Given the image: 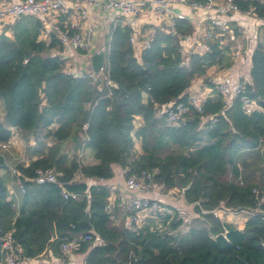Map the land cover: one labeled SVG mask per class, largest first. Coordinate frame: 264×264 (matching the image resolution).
Segmentation results:
<instances>
[{
  "label": "trees",
  "instance_id": "16d2710c",
  "mask_svg": "<svg viewBox=\"0 0 264 264\" xmlns=\"http://www.w3.org/2000/svg\"><path fill=\"white\" fill-rule=\"evenodd\" d=\"M237 3L242 10L250 4ZM251 5L264 18V7L256 2ZM41 27L34 17H22L0 32V141H8L15 128L39 142L28 148L36 159L15 167L29 178L39 168H54L63 173L60 181L65 183L78 172L82 178L110 180L114 166L126 170L124 179L156 169L154 180L166 188L184 189L185 203L207 227L193 226L179 233L184 220L169 206L172 216L165 214L158 217L159 223L149 219L140 228L129 229L110 218L111 214L120 217V208L106 212L107 186L74 180L65 188L78 193L77 200L62 198L60 187L54 184L24 183L26 192L16 210L8 187L13 178L0 156V234L15 229L20 258H40L48 248L61 256L62 241L94 236V232L102 243L92 247L90 241L82 240L75 251L86 254L84 264H264L260 214L249 216L242 230L214 215L216 210L257 211L262 207L251 194L256 183L240 184L238 162L240 156L260 147L264 162V112L245 114L239 97L224 107L216 94L207 99L202 113L191 110L177 124L156 115L163 104L185 100L181 97L193 80L204 76L208 68H228V56L214 45L211 52L190 54L185 60L178 38L156 30L150 48L138 57L128 42L131 27L118 24L110 32L108 66L102 75L116 85L111 87L104 79L94 83L90 75L74 78L66 74L64 60L52 54L61 50L58 41L54 36L48 42L41 40ZM192 30L189 21L176 26L178 34ZM242 94L256 99L264 109L261 43L253 50L250 79ZM207 115H216L217 123L202 124ZM135 116L142 119L136 130ZM42 139L52 144L46 147ZM70 139L75 149L82 142L89 147L97 163L82 165L76 156L63 152L62 145ZM134 139L141 142V153L135 158Z\"/></svg>",
  "mask_w": 264,
  "mask_h": 264
},
{
  "label": "built area",
  "instance_id": "2783aa9c",
  "mask_svg": "<svg viewBox=\"0 0 264 264\" xmlns=\"http://www.w3.org/2000/svg\"><path fill=\"white\" fill-rule=\"evenodd\" d=\"M237 1L250 3L248 9L242 10ZM69 2H71L70 6H68ZM252 2L259 3L264 7V0H0V32H3L4 26L11 25L17 19L34 17L42 26L40 29L41 40L49 41L51 36H54L58 41L61 50L56 54L64 60V72L74 78L84 77L85 71L82 72L77 67L68 64V61L75 52H89L88 35L77 32L76 24L63 18L75 13L79 15L80 19H86L90 12L96 8L100 9L105 16L109 11L110 13L117 11L122 16L113 20L108 33V41L112 27L118 24L130 26L128 42L138 57L142 51L150 48L154 32L160 30L178 38L179 50L185 60L190 54L203 56L211 52L212 47L216 45L221 53L229 58L230 66L225 69H231L239 60H242L245 48L243 49L240 37L246 34L245 30L249 34L247 38L250 45L254 48L258 43L264 45V18L257 15L255 8L251 5ZM180 21H189L193 29L192 32L178 34L176 26ZM255 21H257L256 24H254ZM107 48L106 45V48L101 49L107 58H105L106 69L108 66ZM252 53L249 56V69H251ZM196 80H199V77L193 80L191 86L181 97L185 100L163 104L158 107L156 115L163 116L168 124H177L184 120L191 110L202 113L207 99L216 94L221 96L224 107H229L232 101L239 97L242 111L245 114H251L254 111L264 112L256 99L242 94L246 81L244 79L235 80L231 71L221 74L217 81L211 83L212 86L205 85L203 80ZM105 85L112 87L111 81L108 79H105ZM201 121L202 124L206 123L212 126L217 123L218 118L216 115H207ZM85 128L86 126H84ZM20 137V132L11 128L9 140L0 141V156L4 157L5 166L13 178L12 184L9 185V193L15 202V209L18 210L19 198L26 192L24 186L26 182L35 185H57L60 187L62 198L75 200L80 195L69 192L65 188L66 184H70L73 180L81 182L85 179L84 183L91 186L89 184L91 179L82 178L80 172L75 175L72 181L61 182L63 173L54 168H39L34 172L33 177H24L15 165H11L8 161L9 145L17 142ZM82 150L83 146L78 154L77 162L79 164ZM157 172L156 169H153L133 173L125 179L121 190L117 191L116 187L109 188L110 195L114 192L117 193L115 200L119 202L121 214L125 217V227L136 230L149 219H154L156 223H159L158 217L165 214L172 215L171 210L164 204L163 198H172L175 193L183 197L184 189L166 188L156 182L153 176ZM143 194L150 196L144 197ZM251 194L259 200L261 209L240 211H244L248 216L258 213L264 219V181L261 185L255 186L251 190ZM110 198H108L105 210L111 214L114 202L111 203ZM221 212L223 214L232 213L216 210L214 215L219 217ZM110 218L114 221L113 214ZM158 228L160 227L158 226ZM14 233L15 229L12 227L3 235L0 234V264H39L42 255L46 252L40 258L21 259ZM93 235L87 234L62 241L59 244L60 254L71 256L75 253L78 242L82 240L90 241L92 247L102 243V239L98 235L94 232ZM49 253L51 254V251Z\"/></svg>",
  "mask_w": 264,
  "mask_h": 264
},
{
  "label": "crops",
  "instance_id": "0c3cea01",
  "mask_svg": "<svg viewBox=\"0 0 264 264\" xmlns=\"http://www.w3.org/2000/svg\"><path fill=\"white\" fill-rule=\"evenodd\" d=\"M70 5H71V2L68 3V6H70ZM108 13H110V11ZM107 14L105 16V14L100 9L96 8V9L92 10V12H90L88 18H86V19H80L79 15H77L75 13L74 14H70L69 16H66L65 18H63L65 20H67L68 22H72L73 24H76L75 29H76L77 32H80L82 34L88 35V42L90 43L89 52H83V53L75 52V53H73V57H72L74 59V61L72 63L73 66L77 67L82 72H84V71L88 72L90 55L92 53H95V52L101 50V49H104L105 46L107 45V43H108V33L110 31L109 29L111 27V24H112L113 20L115 18H117V17L122 16L117 11H113L112 13H110L108 15ZM6 27L7 26H4L3 31H4V29H6ZM6 33H8V32H6ZM244 33H246L245 35L249 36L247 30H245ZM44 41L48 42L47 39H44ZM245 41H248V43H249V39L246 38L244 41H242L243 49L245 48ZM252 50H254V47H253ZM52 52H53V54H55V53H58L59 51L56 49V50H53ZM251 52H253V51H251ZM251 52L246 54L245 57H242V60L241 61L239 60V62L234 67H232L231 69H225V68H222V67H219V66H212V67L208 68L207 71H206V74L204 76H202L201 78L199 77V80H203V82L207 81V82L213 83V81H217L219 79V76L221 74H225V73L231 71V73L233 75V78L235 80L236 79H240V80L244 79L245 81L248 82L249 79H250V69L248 68V63H249V56H250ZM81 58L82 59L87 58V67H86V63L83 64V65L80 64ZM75 59H76V61H75ZM77 60L78 61L80 60L78 62V65H77ZM68 64H69V61H68ZM89 75H91V73ZM96 76L100 77L102 75L98 74ZM103 79H104V77H102V80ZM199 80H196V81H199ZM104 84H105V79H104ZM205 85H206V83H205ZM146 97H147V95L143 94V99L144 100H146ZM141 125H142L141 117L140 116H135V118H134V130H136ZM20 136H23V134L21 132H20ZM28 139L29 140L31 139L30 141L28 140V143H29L28 148H35L39 144V142L37 140H35L32 136L28 137ZM40 141H42V142L44 141L46 147H48V146H50L52 144L49 141V139H47V140L42 139ZM263 143H264V141H263ZM84 148L85 147H83V149ZM135 149L136 148L134 146L133 152H135ZM62 151L65 152V153H68L69 157L76 156L77 157L76 159H78V155H76L73 150H68L67 148L63 149V145H62ZM256 151L258 153L259 158H258V160L255 161V163L253 162V164L255 165L254 168H260V170H261V172L263 174V175H261L262 178H254V180L253 179L248 180L246 177H244V181H245V183L254 182V183H256L257 186H259V185L262 184V182L264 180V162H262L261 159H260V156H261V153H262V147H260ZM82 152H83V150H82ZM87 152H89L88 159H87V156H86V158H85V160L83 162V158L82 157H84V155L86 154V152H84V155L81 154V156H80V164L86 165V166L87 165L96 164L97 161L94 159V157L92 155L93 151H91L90 148H89V151H87ZM252 152H255V151H252ZM138 154H140L139 151H138ZM244 155H246V153L243 154L242 156H244ZM36 157H37L36 155H27L26 159H24V158L20 159L21 164H24V165L27 166V165H29V163L31 161L35 160ZM81 158H82V161H81ZM245 159L246 158H244V159L240 158L238 163H242V165H245V163L247 164V161L244 162ZM248 164H249V162H248ZM238 167L240 169V164H238ZM113 170H114V176H113L112 179H110V180H94V179L92 180L91 179L89 184L107 186L108 188L116 187L117 191L121 190L123 188L124 182H125V179H124V176H123L124 170H122L121 168L116 167V166L113 167ZM241 172H242V170H241ZM241 179H242V177H241ZM242 181H243V179H242ZM81 182H86V180L85 179L81 180ZM8 187H9V184H8ZM116 194L117 193L114 192L112 195H110L112 197L111 198L109 197L110 200H111V203L114 202L113 203V209L114 208H120L119 207V202L115 200V198H117ZM174 195L175 196L172 197V198L164 197L163 198L164 204L167 207L171 206V207L175 208L177 210V214H179V212L181 211L182 213L190 216V218L196 219L195 215L193 214V209H192L191 205L186 204L184 199H183V197H180L179 194L175 193ZM143 196L144 197L145 196L148 197L150 195L149 194H143ZM21 200H22V198H19V205L21 203ZM171 212H172V210H171ZM120 214H121V211H120ZM172 214H173V212H172ZM219 217H220L222 222L232 224L238 230H242L244 228L245 222H246V220H247V218L249 216L244 211H240V212H232V213H224V214L221 212ZM183 220H185V219H183ZM113 222L115 224H120V223L124 224L125 217L123 215H120V217L119 216H116V217L114 216V221ZM183 222H185V221H183ZM182 225H183V223H182ZM48 250H50L51 254L53 256H55L53 254L51 248L46 249L45 252H48ZM61 256L58 255V256H55V257H61ZM85 256H86V254H75V255L70 256L69 258H64L62 256L63 257L62 260L60 259V261H56V262L54 260L47 261L45 259L46 258V256H45L44 259L43 258L40 259L39 264H84ZM64 259H66V260H64Z\"/></svg>",
  "mask_w": 264,
  "mask_h": 264
},
{
  "label": "rangeland",
  "instance_id": "374dc122",
  "mask_svg": "<svg viewBox=\"0 0 264 264\" xmlns=\"http://www.w3.org/2000/svg\"><path fill=\"white\" fill-rule=\"evenodd\" d=\"M256 23H257V21H255L254 24H256ZM246 38H247V35L240 37V40L241 41H244ZM252 49H253V47L248 43V41H245V50L243 51V54H242L243 57H245L246 54L250 53L252 51ZM52 54H53V52H52ZM69 61H70L69 64L70 65H73L72 63H73L74 59L72 57L69 59ZM75 61H76V59H75ZM79 61L77 60V65H78V62ZM85 63H86V67H87V58H85V59H82L81 58L80 64L83 65ZM91 75L93 76V82L94 83H100V80H102V76L97 77L96 75H93L92 73H91ZM98 86L100 88H102L103 87V84H99ZM0 117H2V104H1V102H0ZM28 137H30V136L23 135V136H21L17 140V142H14V144L11 143L9 145L10 149H9V153H8L9 154L8 155V161L10 162L11 165L21 163L20 159H23V158L26 159V156L29 155V149H28V146H29L28 140L29 139H28ZM81 141H82V139H81ZM83 144L84 143L82 142V145ZM134 146L137 149V150L135 149V152H133V156L135 158V157H137V155H139L138 154V151L141 153V148H140L141 142L139 140H137V139H134ZM66 148L68 150H73L76 155H78L80 153V149H81V148L75 149L74 142L71 139L68 140V141H66L63 144V149H66ZM87 151H89V148L88 147H85L83 149V152H82V155H84V152H86V154L84 155V157H82L83 158V162H84L86 156H87V159H88L89 152H87ZM66 154L68 155V153H66ZM92 155H93V152H92ZM82 158H81V161H82ZM240 158H243V159L246 158L244 160V162L247 161V164L249 162L248 165L246 163H245V165H242V163H239L240 164V173H241V177H242L243 181H244V177H246L248 180H251V179L254 180V178H262L261 175H263V174H262L260 168H254L255 165L253 164V162L255 163V161L258 160V158H259L257 151H255V152H247L246 155L240 156ZM241 170H242V172H241ZM241 177L239 178V182L241 181L240 184L245 183V181L242 182ZM178 217H181V218L185 219L184 220L185 222H183L182 227H180V229H179V233L185 234L193 226L194 227H205V228L207 227V224L202 219H200V218H197V219L190 218V216L182 213L181 211L179 212ZM49 252H50V250H48V252L44 253L42 255V258L44 259V257L46 256L45 259L47 261L54 260L56 262V261H60V259L62 260L63 257L64 258H69L70 257V256H63V255H62L63 257L62 256L61 257H55L52 254H50ZM75 254L76 253H73L72 255H75ZM64 260H66V259H64Z\"/></svg>",
  "mask_w": 264,
  "mask_h": 264
},
{
  "label": "water",
  "instance_id": "95a60500",
  "mask_svg": "<svg viewBox=\"0 0 264 264\" xmlns=\"http://www.w3.org/2000/svg\"><path fill=\"white\" fill-rule=\"evenodd\" d=\"M105 56L106 55L103 50H99L95 53H92L89 57L88 72L85 71L83 73L84 76L89 75V73H92L93 75L104 74L106 69ZM111 85L113 87H116V85L112 82Z\"/></svg>",
  "mask_w": 264,
  "mask_h": 264
}]
</instances>
